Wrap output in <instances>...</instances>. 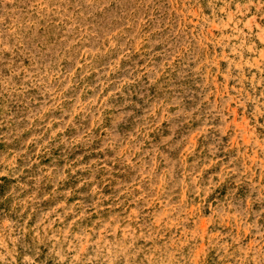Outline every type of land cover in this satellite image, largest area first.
Wrapping results in <instances>:
<instances>
[{"label":"rangeland","instance_id":"rangeland-1","mask_svg":"<svg viewBox=\"0 0 264 264\" xmlns=\"http://www.w3.org/2000/svg\"><path fill=\"white\" fill-rule=\"evenodd\" d=\"M0 264H264V0H0Z\"/></svg>","mask_w":264,"mask_h":264}]
</instances>
